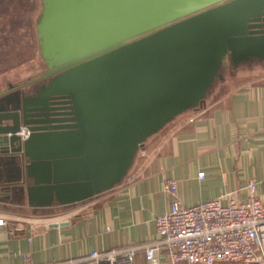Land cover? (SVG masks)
Masks as SVG:
<instances>
[{
  "label": "water",
  "instance_id": "water-1",
  "mask_svg": "<svg viewBox=\"0 0 264 264\" xmlns=\"http://www.w3.org/2000/svg\"><path fill=\"white\" fill-rule=\"evenodd\" d=\"M40 6L44 69L0 89V201L32 210L113 188L150 136L206 104L226 64L264 63V0Z\"/></svg>",
  "mask_w": 264,
  "mask_h": 264
},
{
  "label": "crops",
  "instance_id": "crops-1",
  "mask_svg": "<svg viewBox=\"0 0 264 264\" xmlns=\"http://www.w3.org/2000/svg\"><path fill=\"white\" fill-rule=\"evenodd\" d=\"M234 72L228 89L213 92L203 107L150 136L113 188L66 208L32 210L0 201V216L7 220L0 226V264H26L22 253L33 264H50L154 239L155 218L171 199L167 179L176 181L184 205L227 192L244 199L249 180L264 203V63ZM135 262L146 264L142 252Z\"/></svg>",
  "mask_w": 264,
  "mask_h": 264
},
{
  "label": "built area",
  "instance_id": "built-area-1",
  "mask_svg": "<svg viewBox=\"0 0 264 264\" xmlns=\"http://www.w3.org/2000/svg\"><path fill=\"white\" fill-rule=\"evenodd\" d=\"M196 113V112H195ZM194 115L189 116L192 120ZM21 139L29 134L27 126L17 131ZM199 177L204 171H199ZM248 195L237 199L232 192L184 205L177 196V184L167 179L164 188L171 195L166 210L155 218L154 239L106 250H92L87 256L50 264H137L142 252L146 264H264V203L249 180ZM7 220L0 216V226ZM12 232V231H11ZM26 264L29 253H22Z\"/></svg>",
  "mask_w": 264,
  "mask_h": 264
},
{
  "label": "rangeland",
  "instance_id": "rangeland-1",
  "mask_svg": "<svg viewBox=\"0 0 264 264\" xmlns=\"http://www.w3.org/2000/svg\"><path fill=\"white\" fill-rule=\"evenodd\" d=\"M12 2L7 5L6 13L19 15L23 20L16 22L15 28H12L7 20L8 14L2 13L0 10V27H3L0 30V86H6L8 82L25 81L44 69V64L39 56L35 30L36 17L41 8L40 0H29L24 7L17 0H12ZM3 6L5 7V5ZM231 69L230 67L223 69L225 78L215 82L212 93L219 89L225 91L229 88L232 84ZM211 94L207 95V99Z\"/></svg>",
  "mask_w": 264,
  "mask_h": 264
},
{
  "label": "trees",
  "instance_id": "trees-1",
  "mask_svg": "<svg viewBox=\"0 0 264 264\" xmlns=\"http://www.w3.org/2000/svg\"><path fill=\"white\" fill-rule=\"evenodd\" d=\"M17 2L22 6V7H24L25 5H26V3L27 2H29V0H17ZM13 2H12V0H0V10H1V12L2 13H6V11H7V5H9V4H12ZM3 5H5V7L3 6ZM6 14H8V18H7V20L9 21V24H10V27H12V28H15V23L16 22H20V21H22L23 19L21 18V16H19V15H14V13H6ZM10 15V16H9ZM1 28H3V27H0V30H1ZM232 67V66H231ZM233 68V67H232Z\"/></svg>",
  "mask_w": 264,
  "mask_h": 264
},
{
  "label": "flooded vegetation",
  "instance_id": "flooded-vegetation-1",
  "mask_svg": "<svg viewBox=\"0 0 264 264\" xmlns=\"http://www.w3.org/2000/svg\"><path fill=\"white\" fill-rule=\"evenodd\" d=\"M229 67L232 68L229 64H226L224 68H229ZM234 70H235V69L232 68V69H231V73L234 72Z\"/></svg>",
  "mask_w": 264,
  "mask_h": 264
}]
</instances>
